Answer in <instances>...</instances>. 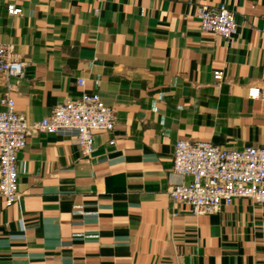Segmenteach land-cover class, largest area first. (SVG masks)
Segmentation results:
<instances>
[{"label":"crops","instance_id":"1","mask_svg":"<svg viewBox=\"0 0 264 264\" xmlns=\"http://www.w3.org/2000/svg\"><path fill=\"white\" fill-rule=\"evenodd\" d=\"M220 4L230 39L196 16ZM263 26L264 0H0V42L25 63L13 90L0 76V109L7 94L32 122L86 91L114 110L88 158L69 135L28 136L20 196L0 197V264H264V204L195 216L168 195L191 181L172 172L177 139L264 147V100L247 96L264 86Z\"/></svg>","mask_w":264,"mask_h":264},{"label":"built area","instance_id":"2","mask_svg":"<svg viewBox=\"0 0 264 264\" xmlns=\"http://www.w3.org/2000/svg\"><path fill=\"white\" fill-rule=\"evenodd\" d=\"M91 3L99 0H88ZM7 13H21L13 4L6 6ZM97 10V9H96ZM196 16L202 31L232 38L238 30L236 15L225 4L216 7L200 5ZM264 30V26L262 27ZM11 45L0 42V76L6 80L8 91L15 85L8 81L24 73L23 60L12 57ZM217 82L224 79L222 70H214ZM78 86L84 80L77 78ZM248 98L264 100V86L247 88ZM0 109V197L6 206L20 196L18 192L17 153L26 145L28 136L34 131L69 135L82 156L88 158L95 150V132L114 128V110L104 103L96 92L81 91L75 98H68L55 105L51 112L28 122L23 114L15 110L14 100L7 94ZM110 145L113 140H110ZM172 172L189 176V183L170 186L169 197L188 205L197 215L213 214L223 206L230 205L234 198H249L264 204V147L245 145L241 148H222L210 141L179 138L174 142ZM23 228V224H20Z\"/></svg>","mask_w":264,"mask_h":264}]
</instances>
